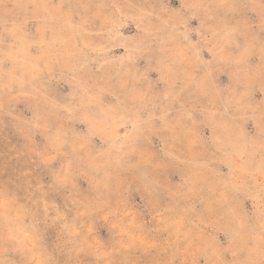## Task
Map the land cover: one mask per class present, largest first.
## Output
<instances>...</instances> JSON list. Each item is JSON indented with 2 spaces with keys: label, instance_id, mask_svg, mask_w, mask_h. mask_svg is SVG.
Segmentation results:
<instances>
[{
  "label": "rangeland",
  "instance_id": "374dc122",
  "mask_svg": "<svg viewBox=\"0 0 264 264\" xmlns=\"http://www.w3.org/2000/svg\"><path fill=\"white\" fill-rule=\"evenodd\" d=\"M0 264H264V0H0Z\"/></svg>",
  "mask_w": 264,
  "mask_h": 264
},
{
  "label": "crops",
  "instance_id": "0c3cea01",
  "mask_svg": "<svg viewBox=\"0 0 264 264\" xmlns=\"http://www.w3.org/2000/svg\"><path fill=\"white\" fill-rule=\"evenodd\" d=\"M125 105H127V104H124V103L116 104V106H118L119 108H123ZM181 118L183 119V117H181L180 115L175 116V123L177 126H179ZM217 124L216 125L210 124L212 126L210 137H211L212 142H213L211 147L213 148L212 150H216V151L221 150L222 151L221 146L218 143L219 140H222L224 137H228L230 134H231V136H234V133L232 134L231 131L226 130L225 125H217ZM176 125H175V127H177ZM219 126L224 128V129H222V131H220L217 134V131H214V129H216L217 127L219 128ZM136 129L141 130V128H139V127H137ZM158 132L160 133L161 136H165V134L166 135L169 134L170 136L171 135L173 136L171 141H169L170 143L167 142L166 145L164 144L165 148H167L168 153H171V154H174V153H176V154H178V153L190 154L192 152V148H191L190 142H189L190 139H188V137L193 136V133L190 131V129L185 131L184 135L182 137L180 134V130L173 129V130L167 131L166 128H163V129H160ZM237 137L241 138L243 140L249 139V142L245 146L244 145L243 146H235L232 149V151L247 150V152H252V150L254 149V147H253L254 143L252 141L255 140V139H253L255 137L250 136V135L237 136ZM132 148H133L131 151L132 153H134L136 155H140V156L145 155L142 143H138V144L136 143ZM203 148H205V147H203ZM223 157L226 159V156H223ZM182 161L185 162L184 168L181 169L182 180L188 182L191 187L200 186L202 184V182L205 181V177L203 175L202 163H199L197 161H191V160H182ZM153 164H155V163H153V161L150 160L149 165L153 166ZM159 165H157V166H159ZM165 165H167V164H165ZM168 165L172 166V167H176L177 163H175L174 160L173 161L171 160L168 162ZM218 178H219V180L217 181L218 185L225 183V181H226L225 176L219 175Z\"/></svg>",
  "mask_w": 264,
  "mask_h": 264
}]
</instances>
